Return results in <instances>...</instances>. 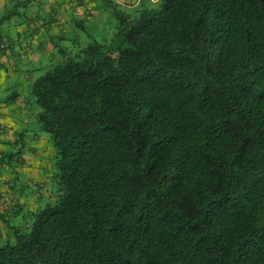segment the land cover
Masks as SVG:
<instances>
[{
    "label": "trees",
    "instance_id": "16d2710c",
    "mask_svg": "<svg viewBox=\"0 0 264 264\" xmlns=\"http://www.w3.org/2000/svg\"><path fill=\"white\" fill-rule=\"evenodd\" d=\"M100 1L30 84L56 197L0 264H264V0Z\"/></svg>",
    "mask_w": 264,
    "mask_h": 264
},
{
    "label": "crops",
    "instance_id": "0c3cea01",
    "mask_svg": "<svg viewBox=\"0 0 264 264\" xmlns=\"http://www.w3.org/2000/svg\"><path fill=\"white\" fill-rule=\"evenodd\" d=\"M14 1L0 0V15ZM50 12L57 19H49ZM106 17L100 0H33L12 26H0V43H6L0 49V99L7 98L0 100V214L27 215L55 199L50 177L54 151L44 133L27 132L35 111L29 100L31 70L54 57V45L76 38L77 24L95 25ZM29 37V51L19 58L18 50ZM20 137L25 145L17 157ZM9 237L11 230L0 220V243Z\"/></svg>",
    "mask_w": 264,
    "mask_h": 264
},
{
    "label": "rangeland",
    "instance_id": "374dc122",
    "mask_svg": "<svg viewBox=\"0 0 264 264\" xmlns=\"http://www.w3.org/2000/svg\"><path fill=\"white\" fill-rule=\"evenodd\" d=\"M156 1L157 0H152V1L150 0V2H152V3H155ZM118 7L122 11H125V12H131L133 10V8H129V7H125V6H122V7L118 6ZM106 12H107V17H106L105 21L97 20V22L99 23L97 26H102L100 28V30L95 28L94 25H90L91 27H87V28H89L88 31L90 32V34L95 36V38L97 40H101V39L108 40L112 37V34L114 32L116 20L112 17V15L110 13L111 11L109 9H107ZM16 19L17 18H11L9 21L5 22L1 27L2 30H5L6 28H9V26H12L14 23V20H16ZM76 33L80 36V38L83 41H87V36L85 35L84 31H82L81 29L80 30L78 29ZM52 62H53V60H44L42 62V64H40L38 66L35 65V67L31 70V79L29 80V83H31L37 77L42 75ZM33 110L38 111L37 107H35V106L33 107ZM35 111L32 112L33 116L35 114ZM30 118L31 119H30V122L28 124V131L27 132L29 134H31L33 132H39V125L36 122L35 118L34 117H30ZM44 135H46V134H44ZM26 216H27L26 213H22V214H19L18 216H15V217H9L8 216L9 218H7V219L9 220V223H12V225L17 226L20 229H24V225H25L26 221H28V217H26Z\"/></svg>",
    "mask_w": 264,
    "mask_h": 264
},
{
    "label": "built area",
    "instance_id": "2783aa9c",
    "mask_svg": "<svg viewBox=\"0 0 264 264\" xmlns=\"http://www.w3.org/2000/svg\"><path fill=\"white\" fill-rule=\"evenodd\" d=\"M112 1L119 6L135 7L139 3L146 1V0H112ZM49 15L51 18L55 17L57 19L56 15L53 12H50ZM30 42L31 40L27 39L21 44L20 49L18 50V53H17L19 58H24L26 56L27 52L29 51ZM5 47H6V43H0V49H4Z\"/></svg>",
    "mask_w": 264,
    "mask_h": 264
},
{
    "label": "clouds",
    "instance_id": "9594fccd",
    "mask_svg": "<svg viewBox=\"0 0 264 264\" xmlns=\"http://www.w3.org/2000/svg\"><path fill=\"white\" fill-rule=\"evenodd\" d=\"M146 1H149V2H150V0H146ZM143 2H144V1H143ZM139 4H140V3H139ZM139 4H138V5H139ZM138 5H137V6H138ZM118 6H119V5H118ZM137 6H135V7H137ZM121 7H122V6H121ZM125 7H126V6H125ZM129 8H134V7H129Z\"/></svg>",
    "mask_w": 264,
    "mask_h": 264
}]
</instances>
